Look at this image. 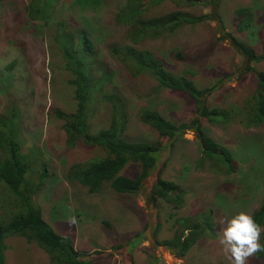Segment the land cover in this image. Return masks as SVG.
<instances>
[{"label":"rangeland","instance_id":"374dc122","mask_svg":"<svg viewBox=\"0 0 264 264\" xmlns=\"http://www.w3.org/2000/svg\"><path fill=\"white\" fill-rule=\"evenodd\" d=\"M198 1L200 4L188 5L186 0H164L149 6L145 15L150 19L176 11L194 16L218 12L223 23L215 17L214 21L186 26L173 35L148 38L136 48L153 52L173 74L182 75L189 70L190 79L202 89L225 81L208 102L211 108L231 111L232 121L215 126L203 118L201 123L210 138L233 153L236 171L229 176L217 172L203 157L194 132L180 137L170 152L168 139L161 138L142 122V112L153 109L173 122L190 123L196 118V106L189 95L162 89L149 75L134 76L129 66L111 53L114 47L131 45L129 28L117 24L115 19L129 0H104L98 17L85 8L87 13H80L77 18L76 11L67 9V5L59 12V6L71 0H61L54 10L55 18L68 21L69 31L85 28L83 22L88 20L86 27L99 56L98 75L108 71L112 76L105 91L123 99L128 106L125 138L160 145L162 153L157 168L136 195L118 194L109 184L99 194H90L83 185L68 180L73 165L103 157L105 153L81 141L75 148L68 147L64 122L56 118L55 111L75 112L74 88L69 83L73 77L55 46L54 34L46 27L39 30L38 23L29 21L27 0L0 3V116L14 106L20 110L19 142L33 168H37L32 178L37 181L36 173L43 167L49 176L35 197V205L58 234L73 240L78 252L91 255L93 264H230L218 242L220 221L241 210L252 215L264 200V128L247 129L234 114L236 109L249 105L257 89L256 76L248 71L249 67L264 71V62H247L228 41L221 39L233 32L261 55L264 0H222L217 11L215 6L204 5L210 0ZM142 7H147V3ZM247 8L248 13L241 12V16L238 11ZM250 13L252 32L239 33V22ZM177 52L181 59L176 57ZM111 107L101 98L96 102L91 119L94 133L109 127ZM138 173L139 167L135 165L123 171L129 178H137ZM160 177L183 188L186 196L181 208L175 209L164 201L154 205L148 202L151 188ZM0 191L3 198L13 200L4 186H0ZM209 210H213L214 234L201 238L186 258L178 259L156 244L158 226H161L158 238L165 241L174 236L180 219H198ZM6 243L5 264H50L49 254L36 243H28L19 236L9 238ZM248 264L264 261L255 256Z\"/></svg>","mask_w":264,"mask_h":264},{"label":"trees","instance_id":"16d2710c","mask_svg":"<svg viewBox=\"0 0 264 264\" xmlns=\"http://www.w3.org/2000/svg\"><path fill=\"white\" fill-rule=\"evenodd\" d=\"M3 0H0V3ZM164 0H129L126 6L119 9L116 14V23L126 26L130 30L131 45L114 47L111 49L113 56L133 71L134 76L149 75L154 78L162 89L184 93L190 96L196 106V118L190 123H176L153 109H145L141 114L144 124L150 126L163 139H168L167 149L172 152L176 142L188 131L194 132L199 141L203 157L211 164L212 168L224 176H229L236 171L233 153L220 143L208 136L202 128L201 119H207L212 125L221 126L232 121V112L221 108H211L208 102L210 96L222 89L224 80H219L209 88L202 89L190 79L189 70L182 75L171 73L153 52L147 49L136 48L144 40L157 39L173 35L186 26H197L215 17L222 24L221 15L194 16L193 14L176 11L159 17L148 19L145 13L149 6ZM222 0L204 2L206 6H215L216 11ZM27 16L31 23H38L39 30L45 27L52 31L55 46L61 53L67 72L73 77L70 85L74 88L76 110L73 113L55 111L58 120L64 122L67 136V145L75 148L81 141L88 146L101 149L105 154L86 163L75 164L69 171L67 178L86 187L90 194H99L106 184L118 194L136 195L148 181L152 171L157 168L162 153L158 143L131 142L125 138L128 126L127 103L106 92L105 88L110 83L112 76L108 71L98 75L99 56L96 46L91 41V34L85 28H75L70 31V24L66 19L55 18L61 0H27ZM188 5L200 4L198 0H186ZM54 3V5H51ZM104 0H71L69 4L59 6L60 11L67 9L76 11V17L86 12L85 8L93 10V16L98 17L103 9ZM147 3V7H142ZM242 9L238 11L248 13ZM58 11V9H57ZM252 14L243 18L238 26L239 33L251 31ZM264 30V27H263ZM254 36V32L252 33ZM228 41L231 47L249 63L264 62L263 53L258 55L254 48L241 41L232 32L221 38ZM78 40V41H77ZM176 57L181 59L180 53ZM9 71L11 68H9ZM257 79V89L249 105L240 107L234 114L247 129L264 128V71H257L249 67ZM101 98L103 103L111 104L112 118L107 129L96 133L91 128V119L94 114L95 104ZM22 114L15 106L12 110L0 116V186L6 188L13 200L3 198L0 191V264L6 262L8 246L6 241L12 237H22L28 243H36L45 250L50 257V264H93L94 260L87 253L78 252L73 240L58 234L44 219L42 211L35 205V197L45 186L49 178L45 167L38 169V180H33L37 168L23 153L19 142L21 135ZM139 167L137 178L123 175L129 166ZM186 193L176 182L164 180L161 177L153 184L148 202L152 205L159 201L181 208L185 203ZM252 215L257 223L264 227V200ZM179 228L171 239L160 241L158 238L161 226L155 232V241L158 246L166 248L176 258L184 259L201 238L209 233L214 234L213 210L203 212L198 219H180ZM142 236V235H141ZM264 244V233L261 235ZM135 248V247H134ZM132 248L130 255L134 250ZM256 257L264 261V252Z\"/></svg>","mask_w":264,"mask_h":264},{"label":"clouds","instance_id":"9594fccd","mask_svg":"<svg viewBox=\"0 0 264 264\" xmlns=\"http://www.w3.org/2000/svg\"><path fill=\"white\" fill-rule=\"evenodd\" d=\"M220 223L218 242L230 264H248L251 258L264 252L260 239L264 227L249 212L241 210Z\"/></svg>","mask_w":264,"mask_h":264}]
</instances>
